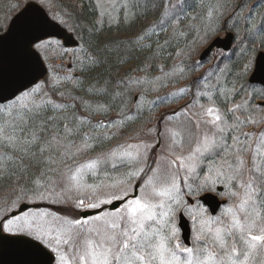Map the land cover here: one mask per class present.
Listing matches in <instances>:
<instances>
[{"label": "snow or ice", "instance_id": "6c2138e0", "mask_svg": "<svg viewBox=\"0 0 264 264\" xmlns=\"http://www.w3.org/2000/svg\"><path fill=\"white\" fill-rule=\"evenodd\" d=\"M184 2L180 0L181 10ZM244 7L246 2L241 11ZM217 12L218 6H209L207 16ZM251 16L250 12L248 19ZM180 18L176 16L177 21ZM48 27L43 16L22 21L11 56L0 36V148L6 149L0 152V179L15 180L13 208L28 203L29 197L83 212L121 203L111 211L79 218L48 210L11 215L5 210L0 246L27 252L31 256L27 264H51L53 259L55 264H256L257 257L258 264H264V90L249 96L246 89L233 85L221 91L225 107L217 106L212 92L197 91L194 96L207 97L209 104L191 99L172 115L165 114L167 120L181 114L186 120L167 130L170 143L160 152L153 151L156 143L142 141L86 157L93 148L90 134H83L76 144L69 139L75 130L65 124L63 136L47 138L44 125L53 119L43 115L47 106L55 110L66 105L45 98V85L32 79L34 60L53 46L67 51L61 41L48 38ZM253 30L264 35V21L253 22L249 31ZM204 31L207 36L212 30ZM199 40L204 42V37ZM251 68L248 60L241 74ZM203 78L193 79L192 86ZM59 83L53 78L48 86L54 89ZM242 92L240 102L227 106L229 97ZM33 146L38 151H32ZM114 160L126 170L117 176L105 171L98 182L87 183L89 174L97 177L101 165ZM112 167L115 170L116 164ZM190 178L198 181L195 187L188 183ZM218 184L226 189L229 202L215 216L199 207L193 216L197 228L191 246L183 245L179 220L194 209L185 196L213 192Z\"/></svg>", "mask_w": 264, "mask_h": 264}, {"label": "rangeland", "instance_id": "374dc122", "mask_svg": "<svg viewBox=\"0 0 264 264\" xmlns=\"http://www.w3.org/2000/svg\"><path fill=\"white\" fill-rule=\"evenodd\" d=\"M27 1L29 0L6 1L4 7L2 9L0 8L1 31L8 26V23L11 17L14 15V13H16ZM36 1L40 2L43 6H45L53 18H55L57 21L62 23L69 30L73 31L75 35L79 39H81V34L78 33L77 30L75 29L76 26L73 19L74 16H72V7L76 5L74 0L71 1L36 0ZM186 1L187 0H185V4ZM233 1H235L234 6L230 5L229 2L227 3L226 0H212V3H210L209 6H214L216 2L219 12L215 13L210 18L207 16L208 8H206L205 10L206 12L205 19L203 17H200L201 19L198 20L197 18L194 17L196 13L194 12L191 13V15H193V18H191L190 21H192V23L194 24L196 23V27H195L196 29L194 31L196 37L193 43L190 44L188 43L189 39H187L188 35L186 33L185 39L187 40L185 41L186 42L185 47H181V48L179 47L175 53L173 52V63H171V65H164L162 63L158 66V69L155 72L151 71L152 70L151 66H148V68L144 72L136 73L130 78H128L127 86L129 89L134 90L131 107L126 112L128 117L132 116L133 114L132 111H136L137 109L140 108L146 107L149 108V110L153 109L152 112H149V114L151 113V115H149L148 118L141 123L140 127H137L135 130L131 132L124 131L122 129L123 124L116 123V122H122L121 121L122 117L119 118V116L123 115L122 114V115H117L113 120V125H111L109 128H106L105 130L97 131L99 125L104 126L103 122L100 120V121H96L93 125L86 126V128L80 133H73L69 137V139L74 141L76 144H80L82 142L83 134L86 133L90 134L92 138L94 136L96 137L105 136V138L107 137L108 139L116 140L114 141L113 145L110 148H108L106 151L100 153H90L89 151L86 154V157H95L101 153H108L118 144H124V143L139 144L142 141L149 144L156 143L157 147L153 149V151L160 152L163 149V147H165L168 143H170V137L167 130L169 128H172L174 125L179 126L181 122L186 120V117L183 114L179 116H173L171 120H167L164 119L165 114L172 115L173 109L178 110L181 106H184L191 99H198L200 104H205V105L209 104L207 97L194 96V93H196L197 91L212 92L213 100H215L217 106L220 107L226 106L223 103L224 99L223 96L221 95V91L230 88L227 87L229 83H226L228 82L229 75L228 73H224V68L228 67V64L230 63V59L232 57L233 58L240 57L241 54L246 56L249 52L248 48L250 47L249 46L250 42L248 41H250L251 39L249 38H254V35L257 36V34L254 35L251 34V32L249 33V35L246 34L247 37L249 38H247L245 34H242V32H239V35L237 36V32H236L237 30L235 29V27L234 28L230 27L232 23L234 24L236 22V19L234 20V17H238L241 12V8H239L241 5L240 0H233ZM95 2L99 8L98 11L99 21L115 23L119 20L120 17L124 19L129 18V16L133 12H137L139 8H141V6H143L145 3L148 2V0H95ZM170 6L173 7V11L176 12L175 14L177 16L178 8L181 9L180 0H172V3L171 5H169V7ZM250 10L245 11L244 17L241 20L242 22L239 23H244L246 21V26H247L248 24H252L254 22L253 21L252 23H249L247 21V18L249 17L248 12H250ZM220 14H222L223 22L219 26L218 21L221 16ZM202 20H204L205 22H203ZM226 21L227 24H225ZM254 23H256L257 25L261 24L258 22H254ZM179 24L180 21H175L173 28L180 29L177 27V25ZM199 24H201L202 26H199ZM173 28H171L172 32H174ZM188 28L189 26L186 24L185 27L183 26V30L185 32H187ZM206 28L212 30L208 32L207 36H205V31H204ZM155 29H156L155 26H151V27L149 26L144 32L145 37L143 38L146 39L152 36V33L156 31ZM227 30H233L234 34L236 32V36H234L235 39L233 42L232 49L229 51H224L222 49L216 50L205 61L200 60L199 59L200 53L210 43V41H212L213 38H215L218 35H225ZM181 33L184 32L181 30ZM199 37H204V42H200ZM49 39L61 41L62 47L67 49V51L61 52L60 47L57 46H53V49L49 52H44L43 50L41 51L42 56L44 57L47 65L49 66V71L46 77L40 80L39 83H43L45 85L44 91L48 93V96L45 98L46 99L50 98L52 101H54L57 104L66 105V107L64 108L66 110L68 109V107H70L68 102L70 99L67 98L71 94L70 88L73 87V84L77 81V78L79 77L78 69L81 68L82 63L87 56V49L85 48L83 43L80 46L66 47L63 44L62 40L58 38L50 37ZM140 39L141 38H137V40L139 41ZM192 48H195L196 50L190 55L187 54L189 50ZM253 66L254 65L252 64L251 70L253 69ZM180 69H183V72H181ZM250 73L251 71L248 73V77ZM196 77H204V78L198 81L197 86H192L191 81ZM53 78L58 79L60 81V83L54 89L48 86ZM236 80L237 79H235L234 81L235 84H237ZM205 85H208V87H205ZM185 86H188L190 88V91L181 92L180 89L184 88ZM238 87H240V85H238L237 88ZM254 90L256 92H259L261 90H264V87H262V85L258 86L257 84H252L247 88L248 95L252 96ZM61 92L64 93V96H60ZM42 96L43 94L41 93V96L37 97V100L39 101V99ZM165 97L167 98L166 101L164 99ZM234 103L237 102L235 101ZM231 104L232 103L228 104L227 106H230ZM57 110L60 109L54 110L51 107V105H48L46 112L48 113L50 112L49 115L51 114L52 117H54L55 119L56 117L54 116V114ZM161 115L163 116L161 117ZM189 115H191V113H189ZM86 118H87L86 115L80 117L82 121ZM70 122L71 121H68L67 123L69 128H70L69 126ZM63 129L61 130V128L58 126L57 128L53 126L49 129H46L47 138H50L51 135L53 134H58L59 136H63L64 135ZM150 129L151 131H149ZM92 138H90L88 142L92 144L94 148L96 143L92 141ZM4 151H6V149L0 148V152H4ZM84 158L85 157H80V159H84ZM149 162L151 163V154L149 156ZM113 163L116 164L115 170H113L112 167ZM124 170H126L124 165H122L118 160L107 161L103 165H101L97 177H92L91 174L88 175V177L86 178L87 183L91 184L98 182V180L102 178L103 173L105 171H107L110 174V176H117L119 172ZM180 183L183 189L185 187V183L183 180H181ZM188 183L192 184L193 187H195L198 181H194L192 178H190ZM219 186L221 185L218 184L216 186L215 191L213 192L219 193L222 198H225L227 204L229 201L227 195L225 194L226 189L223 187L222 190H218ZM204 193L205 192H202L199 196L193 194L192 198L194 199V202H191L188 199V196H185V200H187L190 204L194 205L192 214H188V212H185L191 222V238L194 237L197 228V224L196 221L193 219V216L199 210V207L206 208L208 210V214L213 215L210 213L207 206L199 199V197ZM14 198L15 197L11 192V188H7V193L0 196V217H3L6 214L5 210H7V214L11 215V212L13 210H17L19 208V205L22 202L19 205H17L16 208L12 207L11 202ZM32 201L39 203L40 206L33 208L30 207L23 211L36 212L38 210H48L50 212L59 213L61 215H68L72 218H79L80 216H83L82 211L73 210L70 205L54 204L51 202V200H35L34 197H29V203H32ZM103 206H107V205H102L101 207ZM222 207L218 210V212L215 215H217L221 211ZM90 210H94V209H90ZM104 210L111 211L112 209L104 208ZM20 212L17 214H20ZM97 213L90 215H96ZM179 239L183 245L191 246L190 244L185 243L182 237L181 229H180ZM260 259H261L260 257H257L256 264H258Z\"/></svg>", "mask_w": 264, "mask_h": 264}, {"label": "trees", "instance_id": "16d2710c", "mask_svg": "<svg viewBox=\"0 0 264 264\" xmlns=\"http://www.w3.org/2000/svg\"><path fill=\"white\" fill-rule=\"evenodd\" d=\"M6 1L0 0L1 9ZM74 1L76 5H72V16H74L75 29L81 34V41L87 49V56L81 68L78 69L79 77L77 81L70 88L71 94L67 97L70 99L68 101L70 107L66 110L64 108L57 110L54 114L55 119L51 114L49 115L50 112L45 111L46 114L43 115L46 117L51 116L53 119L48 121L44 127L49 129L58 126L62 130L64 125L71 121L69 126L76 131L73 133H80L86 126L93 125L96 121L101 120L104 126H99L97 131H100L109 128L113 125L114 118L123 114L119 116V118L122 117V129L131 132L141 126V123L151 115L149 112H152L153 109L140 108L132 111L134 115L128 117L126 112L131 107L134 92L127 86L128 78L136 73L144 72L148 66H151V71L155 72L162 63L171 65L173 63V52L175 53L179 47H185L187 39H189V44L195 40L196 23L190 21L193 18L191 13H196L194 17L198 20L201 19L200 17L205 19V10L212 3V0H187L186 4L184 2L183 10L178 8L177 12L178 16L181 17L178 20L180 24L177 25L180 29L173 28L177 20L173 7H169L172 0H148L129 18L120 17L115 23L105 21H101V23L99 21V8L95 0ZM226 2H229L232 6L235 5L233 0H226ZM245 2L248 7H244L239 16L234 17L236 22L232 23L230 27H235L237 36L239 32H242L247 37L250 33L251 24L246 26V21L244 23L239 22H242L245 11L251 9L252 16L251 19L247 18V21L249 23L253 21L261 23L264 20V0H240L241 5ZM216 4L215 2L214 6H217ZM257 4L260 6L255 7ZM188 5H191V7ZM241 5L239 8H241ZM166 8L169 9L168 15H165ZM250 12L248 13L250 14ZM220 15L219 26L223 22L222 14ZM185 24L189 26L187 32L183 30ZM201 24L199 26H202ZM225 24H227V21ZM149 26H155L156 31L152 33V36L145 39L143 38L145 37L144 32ZM171 28L174 29V32L171 31ZM181 30L184 33H181ZM186 33L188 35L187 39H185ZM251 34H257V36L254 35V38L247 37L251 39L248 41L250 42L248 54L232 57L228 67L224 68V73L229 75L228 82H226L229 83L227 85L229 88H232L233 85H240L238 88L247 90L251 86L248 81L249 72L246 75L241 74L242 66L248 60H251L253 64L257 49H264V42H262L264 41V35L255 32V30ZM137 38H141L140 41ZM235 79H237V84L234 82ZM242 95L243 92L240 95L229 97L226 102L227 105L235 101L240 102ZM223 103L226 105L225 102ZM83 115H86L87 118L82 121L80 117ZM41 136L44 138L43 133ZM92 141L96 144L90 153H100L110 148L116 140L105 138V136H94ZM31 150L38 151V148L33 146ZM37 159H39V155H37ZM33 171H36V169L34 168ZM14 183V178L0 179V196L6 194L7 188H12Z\"/></svg>", "mask_w": 264, "mask_h": 264}, {"label": "water", "instance_id": "95a60500", "mask_svg": "<svg viewBox=\"0 0 264 264\" xmlns=\"http://www.w3.org/2000/svg\"><path fill=\"white\" fill-rule=\"evenodd\" d=\"M41 16L49 20V27L46 29V31L50 33V36H57L59 38H62L66 46L79 44V40L75 37V35L72 32L68 31L65 27H63L59 22L54 20L40 3L35 0H30L11 18L7 29L0 33V36H3L5 38L3 43L7 55L11 56L14 54L12 50V41L19 32L21 22ZM233 42L234 33L232 31H228L225 35H218L213 38V40L210 41V43L202 51L200 58H206L215 48H223L225 50H229L232 47ZM34 63L36 65V71L34 72L32 79L37 82L45 76L48 69L40 55L35 58ZM249 81L261 83L264 85L263 49L259 50L256 54L254 68L249 75ZM205 196L207 197V199H204ZM201 199L210 207L212 213H216L219 210L222 202H224L219 198V196H217V194L211 192H207L201 195ZM120 203V201H116L115 204L109 205V207L114 208ZM36 206L38 205L23 202L19 206V208L17 210H14L11 214H17L27 208ZM101 209L102 208L87 210V212H83V215L95 214ZM179 225L182 228L183 237L186 241H188L191 234V227L189 220L184 216V214L180 218ZM30 259L31 256L25 251H21L7 244L0 246V264H27ZM54 260L55 259H53L51 264H53Z\"/></svg>", "mask_w": 264, "mask_h": 264}, {"label": "flooded vegetation", "instance_id": "af4514ba", "mask_svg": "<svg viewBox=\"0 0 264 264\" xmlns=\"http://www.w3.org/2000/svg\"><path fill=\"white\" fill-rule=\"evenodd\" d=\"M194 200H192V202H193Z\"/></svg>", "mask_w": 264, "mask_h": 264}, {"label": "bare ground", "instance_id": "6f19581e", "mask_svg": "<svg viewBox=\"0 0 264 264\" xmlns=\"http://www.w3.org/2000/svg\"><path fill=\"white\" fill-rule=\"evenodd\" d=\"M49 67V66H48Z\"/></svg>", "mask_w": 264, "mask_h": 264}]
</instances>
